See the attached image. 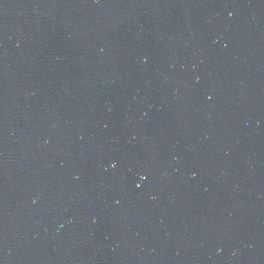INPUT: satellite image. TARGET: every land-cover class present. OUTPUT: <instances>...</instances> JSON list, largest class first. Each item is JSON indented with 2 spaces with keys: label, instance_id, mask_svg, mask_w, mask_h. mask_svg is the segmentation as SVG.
Listing matches in <instances>:
<instances>
[{
  "label": "water",
  "instance_id": "95a60500",
  "mask_svg": "<svg viewBox=\"0 0 264 264\" xmlns=\"http://www.w3.org/2000/svg\"><path fill=\"white\" fill-rule=\"evenodd\" d=\"M0 264H264V0H0Z\"/></svg>",
  "mask_w": 264,
  "mask_h": 264
}]
</instances>
